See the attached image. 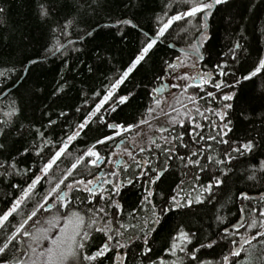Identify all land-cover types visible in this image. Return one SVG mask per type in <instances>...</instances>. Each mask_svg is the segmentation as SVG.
<instances>
[{"label":"trees","instance_id":"trees-1","mask_svg":"<svg viewBox=\"0 0 264 264\" xmlns=\"http://www.w3.org/2000/svg\"><path fill=\"white\" fill-rule=\"evenodd\" d=\"M41 3L52 9L50 19L39 15ZM0 8L3 9V12H0V72L5 74L0 77V121H8L6 113L13 107L19 109V114L12 118L10 125L0 124V127L6 129L5 134L0 136V143L4 144L6 149L0 150V163L10 164L14 161L20 173L17 174V171L8 168L7 171L12 175L5 173L4 176H0V212H3L21 195V188H26L31 183L33 173L39 174L43 161L41 157L35 155V149L32 147L34 142L39 143L36 130L43 131L46 139L53 142L65 137L94 108L100 96L109 88L110 82L129 65L141 47L144 39L142 32L119 22L131 19L144 31L151 33L158 27V18L166 19L164 15L166 12L168 15H174L177 11H183L185 4L183 0H0ZM68 21L74 23L64 29V34L53 31L57 25H65ZM201 23L202 16H198L191 23L186 21L174 23L150 54V58L128 77L108 104H113L118 96H130L128 102L117 106L114 112L106 104L102 109L107 110L104 119L109 123L127 124L143 117L147 108L153 104L150 99L151 89L158 88L165 81L158 78L165 75V61L174 63L177 58L185 55V52H191V45L200 43V37L205 35L203 43H200V56L192 54L197 58L202 57L198 60V69L200 72L211 73L215 82L223 81L234 85L223 91L234 92L235 98L232 101H223L221 92L209 84L205 85L203 90L197 89L192 94H183L180 101L189 104L187 97L199 94L204 97L200 99V105L203 106L205 99L210 100L204 96L205 91L216 92L215 103L210 102L208 107L219 111L224 103L233 105L231 109L226 110L227 119L232 122L230 125L232 131L224 138L228 139L232 146L252 141L255 147L251 153L233 154L236 155V159L232 160L230 165L221 166L228 174L221 177L223 183L218 188H213L212 195L208 196L204 204L169 213L164 217L156 232L150 233L148 246L152 248V252L149 256L142 255L144 250L142 242L134 240L127 248H113L112 252L94 264H117V255L122 257L119 264H150L151 260L161 256L171 261L175 258L166 255L165 250L181 225L186 230L196 233L193 244L189 245L191 249L193 246H199L201 242L218 240L226 228L234 231L231 226L237 221L247 223V214L240 211L241 207L255 209L260 207V202L264 200V172L259 170L261 162L264 161V73L251 80H243V76L254 69L258 60L264 58V33L260 31L264 27V0H228L227 4L219 5L207 20L209 27L206 33L203 29L198 32L196 27H193ZM57 39L63 48L52 54L48 49ZM237 43L242 47L236 49ZM233 55L236 57L235 60L231 59ZM33 60L39 62L33 64L31 63ZM225 64L227 75L221 76L220 68ZM238 80L240 83L237 84ZM61 86L63 91H59ZM96 93H100V96ZM191 107L189 104V108ZM175 108L183 111L181 103ZM169 112L172 116L176 115L172 110ZM98 119V117L93 119L85 133L73 142L69 148L71 155L59 165V169H55L56 173L62 168L70 167L75 157L85 148L91 147L97 138L109 134V129L99 123ZM212 119L222 127V122L218 118ZM50 120L55 123L49 127ZM167 120L168 117L161 114V123H166ZM155 121L157 120H152V125L159 126L158 123L153 124ZM197 122L204 125L205 134H215V130L208 127L207 121L197 118ZM190 124L189 120H185L184 128H170L171 134L183 133L184 142H189L186 130L190 128ZM156 135L158 139L160 134ZM119 139L121 138L107 145H99L101 154L113 150ZM159 142L163 144V141ZM207 143L212 145V150L202 155L222 158L225 150L230 151L229 145L211 140ZM144 145L153 151L141 153L137 149L135 153L137 159L148 160L151 157L150 163L154 167L157 166V157L160 161L165 159L154 145L146 141ZM25 149L29 151L22 155ZM46 153L47 149L42 154L44 159L47 158ZM179 154L185 155L186 150L179 149ZM201 163L205 161L202 159ZM169 165V171L154 186L155 191L163 193L164 197L153 198L158 206L164 203L168 194L182 179L191 181L193 172L198 173L196 169L189 172L176 160L169 161ZM208 167V172L198 173L201 184L211 183L213 175L220 176L217 168L211 165ZM24 169L30 171L23 174ZM2 171L4 169H0V172ZM137 171L139 169H129L134 180V173ZM81 172L87 174L83 168ZM91 172L95 174L97 169ZM253 174L255 179H248ZM127 179L128 173L120 174L119 180ZM48 186L45 181H41L36 193L21 206L20 214L11 218L12 225L20 221V218L30 215L32 208L43 199ZM145 186L146 179H141L132 185L125 184L121 188L116 199L123 206L124 215L117 216V220L122 223L138 224L147 215L137 211L145 194ZM242 192L247 193L251 199L242 201L240 199ZM81 195L86 196L87 193ZM75 203L73 201V204ZM86 207L80 205L79 210L83 213ZM60 210L63 214L64 209ZM117 211L115 208L109 209L110 213ZM128 213H133L137 219H132ZM217 215L224 216L225 223L217 222ZM35 220L36 223L32 224L37 226L41 219ZM13 231L14 228L11 226L7 232L0 231V246L5 242L6 236ZM241 232H244V229H241ZM135 235L140 233L136 231ZM18 239L17 237L5 254L0 256V264L15 262V255L20 247L16 242ZM105 239L102 233L94 234L88 251L94 252ZM227 251V242L221 241L211 249H201L197 255L198 259L219 261ZM246 260H251V264H264V250L245 245V254L238 259V264H244ZM185 264L194 262L186 259Z\"/></svg>","mask_w":264,"mask_h":264},{"label":"snow or ice","instance_id":"snow-or-ice-1","mask_svg":"<svg viewBox=\"0 0 264 264\" xmlns=\"http://www.w3.org/2000/svg\"><path fill=\"white\" fill-rule=\"evenodd\" d=\"M183 3L185 4L183 11H177L174 15H168L166 12L164 14L166 19L158 18V27L151 33L144 31L138 24L133 23L131 19L120 21V24L138 29L142 32L144 38L141 47L129 65L117 78L110 82V86L103 96H100V93H96L97 96H100V99L95 103L94 108L87 113L71 132L66 134L65 137H61L58 142L47 140L43 131L36 130L39 143L34 142L32 147L35 149V155L41 157L43 163L39 168V174L33 173L31 183L26 188H21V195L11 202L10 207L0 212V231L7 232L10 226L14 228V231L6 236L5 242L0 246V256L5 254L12 242L19 236L30 238L31 242L28 244V248L30 249L31 256L35 257L32 260V264H85V262L87 264H94L98 259L112 252L113 248H127L129 247V243L134 240L142 242L144 246L142 255L149 256L152 252V248L148 246L150 233L156 232L164 217L169 213L191 209L194 205L204 204L208 196L212 195L213 188H218L223 183L221 177L228 174L225 168L221 166L230 165L232 160L236 159V155L233 154L244 155L253 151L255 145L252 141L232 146L230 141L224 138L232 131L230 127L232 122L227 119L228 112L226 110L231 109L233 105L231 103H224L222 109L219 111L208 107L207 105L210 102L215 103L217 99L216 92L214 91H205L204 96L210 98V100L205 99L203 106L200 105V99H204V97L199 96V94L187 97L189 104L192 105L191 108H189V104L177 101L183 105V111L169 105L172 111L176 113L175 116H172L164 107L166 100L163 98V93L166 89L162 85L159 88L151 89L150 99L154 106L150 105L147 108L146 114L138 121L125 124L109 123L104 119L107 114V110L102 111L104 106L108 104L128 77L150 58V54L174 23L179 21L191 23L198 16H202V23L199 26L193 25V27H196L198 32L203 29L206 33L209 27L207 20L219 5L227 4L228 0H183ZM167 7L170 8L171 5H167ZM38 11L42 18H51L52 9L45 3L39 5ZM0 12H3L2 8H0ZM72 23L74 21H68L65 25H57L53 31L64 34V29ZM260 31L264 33V27ZM88 35H91V33H88ZM205 38L206 36L202 35L200 42L202 43ZM235 47L239 49L242 45L237 43ZM62 48L63 45L57 39L56 43L48 51L55 54ZM199 52L200 43L193 44L191 45V52H185V56L190 60L192 54L198 55ZM198 59H202V57L198 56ZM231 59L235 60V55ZM38 62L37 60L31 61L33 64ZM165 64V75L158 77L159 79L175 76L177 80L184 81L183 85L179 83L171 84L172 88H182L187 92L189 88L203 90L205 85L210 84L214 89L221 92L223 101L228 102L235 98L234 92L227 93L223 91V89L234 87V85L223 81L215 82L211 73L200 72L198 70L197 75L192 76L189 73H181L176 63L165 61ZM191 67L195 68L196 64L193 63ZM226 68L227 64L220 68L219 74L221 76L227 75ZM261 73H264V58L258 60L254 69L249 74L243 76V80H251ZM4 75L3 72H0V77ZM191 81L199 82L191 83ZM236 83L238 84L240 81L238 80ZM59 91H63V86L59 88ZM151 93H155V95ZM129 98L130 96H118L113 104H108V107L114 112L117 106L127 103ZM157 110L163 116L168 117L166 123L159 122ZM18 114L19 109L13 107L11 111L6 113V116L9 118L8 121H0V124L10 125L12 118ZM61 115L65 114L61 113ZM97 117L99 118L98 122L104 124L109 129V134L97 138L91 147L82 150L71 162L70 167L61 169V174L56 177L54 170L59 169V165L71 155L69 148L73 145V142L85 133V129ZM212 117L218 118L222 122V127ZM197 118L207 121L208 127L210 130H215V134H205L204 125L197 122ZM152 120H157L159 126H153ZM185 120L191 122L190 128L186 130L189 142H184L183 133L177 132L176 135H172L170 131V128L174 127L184 128ZM54 123L55 121L50 120L48 126L50 127ZM145 125L148 126L147 129L144 128ZM5 131L4 127H0V136H3ZM150 133L152 134L150 135ZM163 133H169V135H163ZM156 134H160L158 139L156 138ZM117 138L121 139L120 143L115 145V148L121 150L116 151L114 148L109 153L102 155L98 146L110 144L116 141ZM138 139L140 142H138ZM209 140L218 144L229 145L230 151L225 150L222 158L213 155H202L212 150V145L207 143ZM144 141L154 145L155 149H159L160 153L165 157L163 161H160L159 157H157V166L155 167L150 163L151 157L148 160L143 158L137 159L135 154L137 149L141 153L153 151V149L145 147ZM159 141H163V144ZM181 148L186 150L185 155L179 154V149ZM45 149H47L46 159L42 155L45 153ZM0 150H6L5 145L2 143H0ZM28 151L29 149H25L22 155H26ZM117 157L119 158L117 159ZM113 159L115 160V165L120 166L119 171L110 169L107 174L99 177L91 172L93 168L99 169L101 165L111 164ZM202 159L205 161L203 164L201 163ZM171 160L179 161L189 172L196 169L198 173H206L209 171L208 166L211 165L218 169L220 176L213 175L211 183L201 184L199 174L193 172V179L191 181L182 179L171 190L164 203L158 206L153 198L160 196L163 199L164 197L163 193L155 191L154 186L169 171V161ZM8 168L20 174L16 163L13 161L10 164L0 163V169H4V171L0 172V176H4L5 173L9 176L12 175L11 172L7 171ZM82 168L87 171V174L81 172ZM129 169H139V171L134 173L135 180L132 178L133 173H129ZM259 170L264 172V161L261 162ZM29 171L30 169H24L23 174H27ZM121 173H128L126 181L119 180ZM78 174L83 178H78ZM89 176L91 178H88ZM113 177L116 179H112ZM141 179H146L147 186L144 187L145 194L142 197L141 206L137 211L146 213L147 215L138 224L122 223L117 220V216H123L124 210L116 197L125 184L132 185ZM248 179L254 180L255 174L250 175ZM41 181H45L49 185L48 191L43 195V203L37 202V205L34 206L27 218L12 225L11 218L20 214L21 206L36 193L37 186L41 184ZM14 187L19 188L20 186L14 185ZM84 193H87V195H81ZM240 199L246 201L250 200L251 197L247 193L242 192ZM73 201L76 203L73 204ZM101 201H103L102 204ZM50 202L51 208H46L45 206L49 205ZM80 205L87 206L83 213L79 210ZM52 208H55L57 212L60 209H64V213L55 216L53 219L46 220L45 223L49 225L48 228H38L36 231H30L28 222L31 220L33 223H36V220L33 218L38 216V212L41 209L51 211ZM110 208H115L118 211L110 213ZM240 211L247 214V223L237 221L231 226L234 231H229L226 228L218 240H212L208 243L201 242L199 246H193L191 249L189 245L193 244L196 233L186 230L181 225L172 236L165 250L166 255L175 259L169 261L164 256H161L156 260H151L150 264H185L186 259L194 262V264H238V259L242 258V254H245V245H249L252 248L259 247L264 250V200L260 202V207L258 208L246 209L241 207ZM128 216L132 219H137L133 213H128ZM61 220L64 221V227L60 229L59 236L53 239L50 233L59 225ZM216 220L219 223H225V217L222 215H217ZM241 229H244V232H241ZM136 231L140 235H135ZM96 233H102L106 239L94 252H89L88 249ZM43 241H50L51 247L45 249ZM221 241L227 242L228 251L222 255L219 261L198 259L197 254L200 253L201 249H211ZM247 255L250 256L251 253H247ZM116 259L117 264H119L122 257L117 255ZM17 264H25V261L18 258ZM244 264H251V260H246Z\"/></svg>","mask_w":264,"mask_h":264},{"label":"rangeland","instance_id":"rangeland-1","mask_svg":"<svg viewBox=\"0 0 264 264\" xmlns=\"http://www.w3.org/2000/svg\"><path fill=\"white\" fill-rule=\"evenodd\" d=\"M198 55L200 56V54H198ZM198 60L199 59L197 57L193 56V55H192V57H191L190 60L188 59V57H186L185 55H183L179 59H176L174 61V63H176L178 65L179 70H180L181 73H189L192 76H196L197 75V71L199 70L198 69V64H199L198 63ZM193 63L196 64V67L195 68L191 67V65ZM198 82L199 81H191V83H198ZM164 83H162L161 85H159L158 88L163 85L164 89H166L164 91V93H163V98L166 100V103H165L164 107L168 111H171L172 110V108L169 107V105H171L173 107H176L177 104H180L177 101H180L181 100V98L183 97V94H185V93L192 94V93H194L198 89V88H189L187 90V92H185L182 88H172L171 87V84H177V83H179L181 85L184 84V81L177 80L175 78V76H172V77H169V78L165 79ZM152 95H155V93H153ZM152 106H154V104H152ZM157 114L159 116V122L161 123V114L162 113H160L159 110H157ZM154 123L157 124L158 121L153 122V124ZM146 126L147 125L144 126L145 129H146ZM156 137H157V135H156ZM126 142H127V139H126ZM138 142H140L139 139H138ZM119 143H120V139L118 140V143L117 144H119ZM115 150L116 151H120L121 149L115 148ZM118 158L119 157H117V159ZM122 163H123V161H122ZM119 168H120V166H116L115 165V160L113 159L111 164L101 165V167L99 169H97V172L95 173V175L97 177H99V176H102V175L107 174L110 169L111 170L119 171ZM62 169H67V168H62ZM93 169H95V168H93ZM93 169H91V170H93ZM60 174H61V172L56 173V177H58ZM78 178H83V177L82 176H78ZM88 178H91V177H88ZM112 179H116V178L113 177ZM106 187H110V186H106ZM48 188H49V186L47 187V189ZM40 203H43V199H41ZM45 207L46 208H51V202L49 203V205H46ZM33 208H32V210H33ZM57 215H62V211L59 210V212H57V210L55 208H52L51 211H45V210L41 209L38 212V216L33 218L34 220L36 218H38V220L41 219L40 222L36 226L35 224H32L33 222L30 220L28 222L29 230L30 231H36L38 228H45V229L48 228L49 225L47 223H45V221L48 220V219H53ZM25 218H27V217H24L23 219H25ZM23 219L20 218V220H23ZM63 227H64V221L61 220L60 223H59V225L50 233L51 237L53 239H55L56 236H59L60 229L63 228ZM18 238L19 239L16 242H17V245H20V247L17 250V253L15 255V259L16 260H15V262L13 264H17V259L18 258L19 259H23L25 261V264H32V260L35 259V257H32L31 256L30 249L28 248V244L31 242L30 241V238L27 237V236H19ZM43 244H44V248L45 249L48 248V247H51L50 241H43Z\"/></svg>","mask_w":264,"mask_h":264},{"label":"flooded vegetation","instance_id":"flooded-vegetation-1","mask_svg":"<svg viewBox=\"0 0 264 264\" xmlns=\"http://www.w3.org/2000/svg\"><path fill=\"white\" fill-rule=\"evenodd\" d=\"M165 84V83H164Z\"/></svg>","mask_w":264,"mask_h":264},{"label":"water","instance_id":"water-1","mask_svg":"<svg viewBox=\"0 0 264 264\" xmlns=\"http://www.w3.org/2000/svg\"><path fill=\"white\" fill-rule=\"evenodd\" d=\"M167 86V85H166Z\"/></svg>","mask_w":264,"mask_h":264}]
</instances>
